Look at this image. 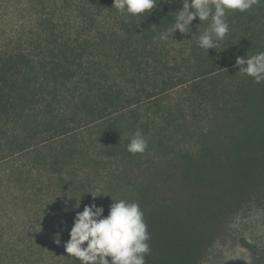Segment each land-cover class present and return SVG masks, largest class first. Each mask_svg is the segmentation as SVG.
Masks as SVG:
<instances>
[{
	"label": "rangeland",
	"instance_id": "rangeland-1",
	"mask_svg": "<svg viewBox=\"0 0 264 264\" xmlns=\"http://www.w3.org/2000/svg\"><path fill=\"white\" fill-rule=\"evenodd\" d=\"M113 2L0 0V52L7 45L25 49L29 39L35 38L31 34L44 39L48 35L45 22L52 18L53 33L60 30L71 41L79 34L76 33L79 26L106 36L104 40L98 39L99 42L112 47L100 61L108 63L111 68L110 71L100 68L99 76L105 77L102 81H106V77L110 81L113 77L128 74L124 69L127 52L131 53V59H137L135 52L146 46L158 55L166 54L163 66L169 71L173 69L171 84L181 85L158 97V102L162 109L178 114V124L173 125L174 128L163 126L162 138L159 136L163 142L160 149L158 144L147 139L150 140L147 141V152L139 159H148L138 160V165L131 162V197L124 192L121 197L137 203L139 200L133 197L135 192L148 188L153 194L150 206L173 205L181 221L193 218L190 229L203 227L205 222L211 221L212 228L218 231L213 241L202 248L197 264H264V83L242 76L236 66L238 56L264 52V0H258L243 13L229 11L230 31L224 40L218 42L217 50L209 49L208 53L196 43L207 21L196 18L190 26L191 33L181 34L177 30L173 38L167 40L160 36L171 25L162 26L163 31H159L161 26L151 23L149 26L156 38L142 43V36L146 33L142 23H132L131 17L120 15L112 7ZM181 8L182 0H171L168 4L160 0L153 11L173 18L174 12ZM82 36H86L83 40L95 43L89 39L92 34ZM122 51L125 55L121 59L119 53ZM140 114H145V110ZM112 124L108 122L99 126L102 135ZM119 124L123 122L115 121L114 127ZM99 127L86 129L77 138L85 145L84 148L80 143L83 150L80 154H98L105 160V138L98 143L95 141ZM177 155L188 158H177ZM107 162L105 160L95 170L97 180L105 175ZM87 164L84 160L80 162L84 169L93 168L91 163ZM190 168H194V175H188ZM7 169L0 166V264H64L63 252L48 242V237L55 236L50 231L51 222L67 211L70 214L65 219L73 221L76 212L81 211L79 203L61 196L57 187L51 189L57 197L50 200L51 193L45 191L44 181L18 179V183L13 182ZM20 169L25 173L31 168L21 166ZM15 184L19 192H12ZM91 184L92 188L96 186L94 182ZM98 186L104 187L105 183ZM18 194L20 197L15 199ZM26 194L35 195V203L29 204ZM104 197V201L109 198L106 194ZM110 199L117 201L116 198ZM27 205L26 210L22 209ZM204 205L207 208L204 212L211 209L212 217L201 211ZM32 207L35 210L30 211ZM195 212L200 213L196 221ZM29 237L36 241L33 240L32 248H24L19 241ZM40 241L43 242L41 245Z\"/></svg>",
	"mask_w": 264,
	"mask_h": 264
},
{
	"label": "trees",
	"instance_id": "trees-1",
	"mask_svg": "<svg viewBox=\"0 0 264 264\" xmlns=\"http://www.w3.org/2000/svg\"><path fill=\"white\" fill-rule=\"evenodd\" d=\"M127 17H131L132 23H142L146 32L142 36V43L156 38L155 33L151 32V23H158L161 31L162 26L167 28L173 20L172 16L153 10L149 15ZM51 19L45 22L48 35L44 39L31 34L35 38L29 39L25 49L18 45H7L0 52V166L8 168L9 178L13 182L18 179L44 181L45 191L51 193V189L57 187L61 196L79 203L81 211L85 205L95 203L104 208L103 215L107 216L112 203L110 197L117 201L124 200L125 197H121L123 192L131 197V162L138 165V160L148 159H139L141 153L132 154L126 150L132 136L140 131L146 140L154 141L160 149L163 145L160 139V132L165 128L163 126H177L178 114L162 109L158 97L176 89L181 83L171 84L173 69L170 72L167 66H163L166 54L158 55L154 49L146 46L140 52H135L137 59H131V53H126L128 61L124 69L127 75L113 77L110 81L106 77V81H102L105 77L99 76L100 68L108 71L111 68L108 63L100 61L107 55L108 48L112 47L99 42L98 39L104 40L106 36L98 31L95 35L91 29L79 26L76 31L79 34L71 41L60 30L57 34L53 33L55 27ZM91 34L89 39L95 43L82 39L86 37L82 35ZM119 55L122 59L125 53L122 51ZM84 58L90 62L86 63ZM142 110H145L143 115L140 114ZM118 120L123 124L114 127V122ZM108 122L113 124L102 135V127L99 126ZM94 126L99 127L95 141L98 143L103 137V143L107 146L106 149L102 148L108 161L107 169L104 168L106 172L100 180L95 177V170L105 160L98 154H80V143L84 148L85 145L82 139L77 138ZM146 152L142 153L143 156ZM184 157L188 158L177 155V158ZM83 160L86 164L91 163L93 168L84 169L80 165ZM21 166L31 169L23 173ZM193 170H187L188 175H194ZM92 182L96 185L94 188L91 187ZM100 183H105V186H98ZM15 187L12 185V192H17L18 185L15 184ZM96 190L101 195L93 198L88 192ZM139 190L133 197L139 200L137 203L151 234L148 241L151 252L145 256L146 264H197L202 248L213 241L218 231L212 228L211 221L203 224L201 220L203 227L190 229L189 224L194 223L192 217L183 222L176 215L173 205L150 206L153 194L148 188ZM105 194L109 198L104 201ZM56 195L52 192L49 199H55ZM26 196L29 204L35 203V195ZM18 197L20 194L14 198ZM27 207L22 209L26 210ZM206 209L205 205L201 207L203 213ZM33 210L35 208H30V211ZM69 214L67 211L51 222L50 231L55 236L48 237V242L57 251L63 252L64 264H81L78 259L68 256L64 249L73 226V221L65 219L69 218ZM199 214L195 212V221ZM205 214L212 217L211 209ZM33 240L36 241L34 237H29L19 242L24 244V248H32ZM39 243L41 245L43 242Z\"/></svg>",
	"mask_w": 264,
	"mask_h": 264
},
{
	"label": "clouds",
	"instance_id": "clouds-1",
	"mask_svg": "<svg viewBox=\"0 0 264 264\" xmlns=\"http://www.w3.org/2000/svg\"><path fill=\"white\" fill-rule=\"evenodd\" d=\"M170 2L163 0L165 4ZM158 3L160 0H114L112 7L122 16H140L149 15ZM256 3L258 0H182V8L174 12L176 15L171 26L161 33L160 38H173L177 30L181 34L191 33L193 20L199 18V21L208 23L196 38L197 46L207 53L209 49L217 50L218 42L224 40L230 31L227 13L246 12ZM197 28L199 30L200 25ZM236 66L242 76L264 83V52L238 56ZM147 147V140L137 131L126 150L142 154ZM88 193L93 198L101 195L99 190ZM103 213L104 208L95 203L85 205L82 211L76 212L69 232L70 239L64 244L68 256L78 259L81 264H146L145 256L151 252L148 243L151 234L139 204L123 199L113 200L108 215Z\"/></svg>",
	"mask_w": 264,
	"mask_h": 264
}]
</instances>
